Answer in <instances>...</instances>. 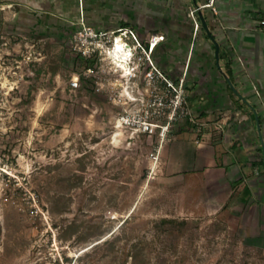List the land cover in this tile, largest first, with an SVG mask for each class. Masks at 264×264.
<instances>
[{
  "label": "rangeland",
  "instance_id": "rangeland-1",
  "mask_svg": "<svg viewBox=\"0 0 264 264\" xmlns=\"http://www.w3.org/2000/svg\"><path fill=\"white\" fill-rule=\"evenodd\" d=\"M79 21L0 6V264H264V209L223 205L198 171L171 168L189 121L169 111L154 120L165 133L125 125L114 142L165 84L142 51L130 102L112 31L83 56Z\"/></svg>",
  "mask_w": 264,
  "mask_h": 264
},
{
  "label": "crops",
  "instance_id": "crops-1",
  "mask_svg": "<svg viewBox=\"0 0 264 264\" xmlns=\"http://www.w3.org/2000/svg\"><path fill=\"white\" fill-rule=\"evenodd\" d=\"M14 4L20 14L82 17L99 32L126 25L146 45L163 35L154 57L158 70L184 82L188 105L201 120L227 121L223 132L192 128L180 140L174 136L171 168L198 171L216 197L223 194V205L264 209V0H0L3 9Z\"/></svg>",
  "mask_w": 264,
  "mask_h": 264
},
{
  "label": "built area",
  "instance_id": "built-area-1",
  "mask_svg": "<svg viewBox=\"0 0 264 264\" xmlns=\"http://www.w3.org/2000/svg\"><path fill=\"white\" fill-rule=\"evenodd\" d=\"M199 9H195L191 11V16L195 19V15L198 12ZM196 29H199V23L195 22ZM261 27L264 29V20L261 21ZM106 32H99L91 27H86L83 24V29L78 33L76 36L77 46L75 49L82 54L83 56H92L96 50L94 47H91L93 45L87 43L92 38H99L101 36L106 35ZM113 34V40L110 43V46L113 45L114 40L117 39L118 36L122 37L125 40V44H128L132 47L134 51V58L137 56L138 59V66H143L145 64L144 61V54L147 56L146 59L148 60V63L150 64L149 68L150 71L148 73V76L153 78V82L156 83L161 80L163 84H165L164 88V95L165 97H159L158 89L155 86V89L153 91V100L150 99L148 101V104L144 108L143 114L139 113H132L127 116H123L120 120L122 121L123 125L128 126L130 128H140L142 132H153L155 129L160 128L164 129L161 125L154 122L155 119H162L168 115V112H172L169 114V120L170 122L177 117H181L189 121V123L192 125L193 129L197 131V133L202 134L205 131H220L223 132L227 126L226 119L219 120V121H213V122H207L201 120L197 115H195L191 108L188 105L187 102V93L185 89L184 82H180L179 84H176L168 79L165 78V76L158 70L156 65L154 64L153 60H151L150 55L153 53L154 48L164 41L165 37L154 35L151 36L148 44L150 49L144 47L141 42L138 40V38L135 36V33L131 29L123 28L118 29L116 31H112ZM132 41L133 44L131 43ZM143 51V52H142ZM155 74V78L152 76ZM79 77H75L73 80V86H78ZM173 96H175V100L173 99ZM170 98L169 101L167 98ZM153 109V115L151 114V111ZM153 117V122H152ZM168 131V128L165 127L164 133ZM164 135V134H163ZM162 135V137H164ZM197 144L200 143L199 140L196 141ZM155 160H158V157H154ZM156 164L153 167V169H156Z\"/></svg>",
  "mask_w": 264,
  "mask_h": 264
},
{
  "label": "bare ground",
  "instance_id": "bare-ground-1",
  "mask_svg": "<svg viewBox=\"0 0 264 264\" xmlns=\"http://www.w3.org/2000/svg\"><path fill=\"white\" fill-rule=\"evenodd\" d=\"M107 60L114 66L117 73L121 74V77L126 81L121 84L123 87V95L132 103L137 102L138 98L131 91L130 82L136 76V67L134 65V53L130 45L125 44V40L118 36L114 40L113 45L106 52ZM124 125L121 120L117 122L118 133L115 136V143L119 135H121V128ZM164 136V135H163Z\"/></svg>",
  "mask_w": 264,
  "mask_h": 264
},
{
  "label": "trees",
  "instance_id": "trees-1",
  "mask_svg": "<svg viewBox=\"0 0 264 264\" xmlns=\"http://www.w3.org/2000/svg\"><path fill=\"white\" fill-rule=\"evenodd\" d=\"M75 25L78 26L79 29L81 28V25H77V24H75ZM125 26H126V25H125ZM125 26L121 27V29H123ZM147 46H148V45H147ZM156 50H157V46H156V48H154L153 53H152L154 63H155L154 57H155V52H156ZM89 64H90V63H89Z\"/></svg>",
  "mask_w": 264,
  "mask_h": 264
},
{
  "label": "water",
  "instance_id": "water-1",
  "mask_svg": "<svg viewBox=\"0 0 264 264\" xmlns=\"http://www.w3.org/2000/svg\"><path fill=\"white\" fill-rule=\"evenodd\" d=\"M203 21V23H204V20H202ZM205 25V24H204ZM216 57H217V59L219 58V51H217V53H216Z\"/></svg>",
  "mask_w": 264,
  "mask_h": 264
},
{
  "label": "flooded vegetation",
  "instance_id": "flooded-vegetation-1",
  "mask_svg": "<svg viewBox=\"0 0 264 264\" xmlns=\"http://www.w3.org/2000/svg\"><path fill=\"white\" fill-rule=\"evenodd\" d=\"M149 47V45L147 46V48Z\"/></svg>",
  "mask_w": 264,
  "mask_h": 264
},
{
  "label": "clouds",
  "instance_id": "clouds-1",
  "mask_svg": "<svg viewBox=\"0 0 264 264\" xmlns=\"http://www.w3.org/2000/svg\"><path fill=\"white\" fill-rule=\"evenodd\" d=\"M133 53H134V51H133Z\"/></svg>",
  "mask_w": 264,
  "mask_h": 264
}]
</instances>
